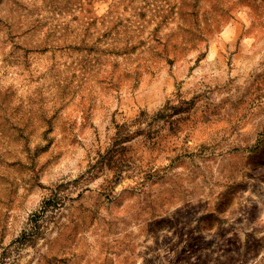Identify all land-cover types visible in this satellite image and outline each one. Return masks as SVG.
Masks as SVG:
<instances>
[{"label":"rangeland","instance_id":"rangeland-1","mask_svg":"<svg viewBox=\"0 0 264 264\" xmlns=\"http://www.w3.org/2000/svg\"><path fill=\"white\" fill-rule=\"evenodd\" d=\"M0 264H264V0H0Z\"/></svg>","mask_w":264,"mask_h":264},{"label":"trees","instance_id":"trees-1","mask_svg":"<svg viewBox=\"0 0 264 264\" xmlns=\"http://www.w3.org/2000/svg\"><path fill=\"white\" fill-rule=\"evenodd\" d=\"M160 27H161V26H158V28H157V29L155 28V31H157V30H158Z\"/></svg>","mask_w":264,"mask_h":264}]
</instances>
